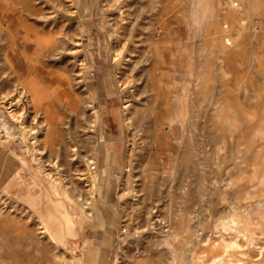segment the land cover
<instances>
[{
    "label": "rangeland",
    "instance_id": "obj_1",
    "mask_svg": "<svg viewBox=\"0 0 264 264\" xmlns=\"http://www.w3.org/2000/svg\"><path fill=\"white\" fill-rule=\"evenodd\" d=\"M6 1L0 97L52 84L60 107L40 162L3 147L0 264H213L223 251L212 246L231 243L240 248L222 264H264V224H219L249 221L264 197V0H199L201 22L193 0ZM23 95L12 109L37 130L44 109ZM88 169L96 181L83 179ZM45 172L59 174L57 188ZM94 200L102 223L87 216Z\"/></svg>",
    "mask_w": 264,
    "mask_h": 264
},
{
    "label": "bare ground",
    "instance_id": "obj_2",
    "mask_svg": "<svg viewBox=\"0 0 264 264\" xmlns=\"http://www.w3.org/2000/svg\"><path fill=\"white\" fill-rule=\"evenodd\" d=\"M1 2H3V3H6L7 1L6 0H0ZM49 1V0H48ZM228 1V0H227ZM18 2V1H17ZM26 2V1H25ZM30 2H32V1H30ZM16 3V2H15ZM17 4V3H16ZM23 3H21V5H22ZM26 4V3H25ZM39 4V3H38ZM201 3H200V1L199 0H193L192 1V9H191V14H192V19L193 20H197V18L198 17H196V12H197V8H199L201 5H200ZM228 5H227V7H229V5H232V6H234L233 4H234V2L231 0V1H229L228 3H227ZM20 5V4H19ZM20 5V6H21ZM22 7V9H23V6H21ZM115 8V7H114ZM236 8V7H235ZM24 9H25V6H24ZM123 11V10H122ZM234 11H235V9H234ZM55 16V15H54ZM46 18V17H45ZM49 18H50V16H49ZM40 19H41V17H40ZM44 19V18H43ZM56 19V18H55ZM122 19V18H121ZM46 20V19H45ZM46 21H48V20H46ZM198 22H201V21H199V20H197ZM20 22V21H19ZM22 23H20V25H21ZM52 26V25H51ZM207 28V27H206ZM226 28V27H225ZM227 29V28H226ZM212 30V29H211ZM222 30V29H221ZM224 30V29H223ZM199 35V34H198ZM61 36V35H60ZM42 35H38V40H37V42H38V45L37 46H39V48L41 47V44H40V40H42ZM39 38H41V39H39ZM43 38H44V35H43ZM116 41V40H115ZM225 42H229V39H225ZM224 42V43H225ZM42 43V42H41ZM45 44V43H44ZM79 44V43H78ZM228 44H230V43H228ZM227 44V45H228ZM63 46V45H62ZM38 48V49H39ZM66 49V48H65ZM77 50V49H76ZM62 51V50H61ZM76 53V52H75ZM34 55H35V57H37V55H38V52H37V50L35 51V53H34ZM115 56H117V57H119L118 55H115ZM116 57V58H117ZM47 58V57H46ZM75 58V57H74ZM119 59V58H118ZM117 59V60H118ZM113 65H115V66H118V63H119V61H116L115 60V58L113 59ZM81 64H79L81 67H79L80 69V73L82 72L83 73V69H84V63H83V61L82 62H80ZM121 66V65H120ZM15 74H16V72H15ZM51 75V78L52 79H60V77L56 74H54V73H51L50 74ZM80 75H82V74H79V76ZM81 77V76H80ZM29 78V77H28ZM80 80H81V78H80ZM35 83L36 82H39L38 81V79L35 77L34 78V80H33ZM81 81H83V79L81 80ZM80 81V82H81ZM20 83H22V82H20ZM20 83L17 85L18 87H19V85H20ZM31 84V83H30ZM30 84H27L26 85V87H23V88H21V89H19V91H16L17 92V95L16 96H11V97H14V98H10V95H9V98L8 97H6V96H4V97H0L1 98V101H2V104H0V109H2V111H0V115H1V119H0V125H1V127H0V129H1V131H0V140H2L4 143H8L9 145H10V143L12 144H15L21 151L24 149V151L25 152H27V154H30V153H28V152H31V154H32V156H35L36 158L34 159L33 158V160L35 161V160H37V161H39V158H37V155H38V151H40L41 152V148L39 149V146H41L42 145V135H44V133H45V131H47V132H54V134H55V131H57L58 132V128H57V126H52L49 122H51L52 120H53V113L55 112V110L57 109V108H55V106H53L54 105V103L56 104V106H58V104H59V95L58 94H56V92H55V87H53L52 86V84H49L47 87H46V91H41L39 94H36V95H34V94H32L31 92L33 91L32 90V88H31V86H30ZM33 84V83H32ZM22 86V85H21ZM15 93V92H14ZM23 94H26V97H28L27 99V101H28V103H29V105H31V106H35V104H37L36 105V107H38V105L40 104L41 105V107L40 108H42V109H44V110H42L43 111V114L42 115H38L37 114V116H35V118H37L38 116V118H41L40 116H42V118L40 119V120H42V121H40V122H38V124H37V126L38 127H36V129L37 130H33V129H30L27 125H26V123H25V121H22L23 120V118H22V116H21V114L20 113H22V112H17L16 111V109L15 110H13L12 108H14L15 107V103L16 102H19V101H21V100H19V99H23ZM51 94V95H50ZM14 95V94H13ZM48 97H51L50 99H48ZM86 97H88V96H86ZM17 99V100H16ZM38 100H39V103H38ZM125 102H126V99H125ZM1 103V102H0ZM125 104V105H124ZM123 104V109H122V111H123V113H125L126 111H127V107L129 106V103L127 102V103H124ZM62 105V104H61ZM16 106H18V105H16ZM22 107V106H21ZM60 107V106H59ZM176 110H178V109H176ZM175 110V111H176ZM6 113L8 114V120L11 122V121H15V122H17L18 123V125H19V123H20V126H19V129L20 130H18L17 131V133L18 134H16V133H13V132H11V126H9V123H8V127L6 126ZM39 113H41V112H39ZM129 113V112H128ZM54 114H56V113H54ZM97 114V111H96V109L94 108V107H92L91 108V110H90V115L92 116V117H95L96 118V115ZM72 115H74V114H72ZM127 116V115H126ZM55 117H56V115H55ZM128 117V116H127ZM123 118V117H122ZM55 119H57V118H55ZM125 119V118H124ZM126 119H128V118H126ZM35 120V119H34ZM37 121V120H36ZM57 121V120H56ZM53 122V123H58V122ZM126 121V120H125ZM12 122V123H13ZM15 122H14V125H15ZM46 122H48V124L46 123ZM123 122V121H122ZM128 122H130V121H128ZM37 123V122H36ZM46 123V124H45ZM126 123V122H125ZM126 124H128V123H126ZM184 124V123H183ZM48 125V126H47ZM34 126V125H33ZM123 127H124V125H123ZM131 127V126H130ZM15 128H16V126H15ZM128 129H130V128H128ZM132 131V130H131ZM130 132V131H129ZM3 133V134H2ZM130 134V133H129ZM4 135L6 136V137H4ZM131 135V134H130ZM17 137V138H16ZM7 138V139H6ZM10 138H14V139H17L18 141V143H16V140H15V142H14V140L13 141H11V139ZM38 146V147H37ZM67 146V145H66ZM69 146V145H68ZM71 146V145H70ZM70 148V147H69ZM73 148V147H72ZM73 150V149H72ZM70 151H71V149H70ZM37 152V154H35ZM74 152V151H73ZM22 153V152H21ZM0 155L1 156H5L6 157V150H4V148L3 147H1L0 146ZM28 156V155H27ZM26 156V157H27ZM10 158L12 159V160H15L16 161V158H14L13 156H10ZM41 158V157H40ZM41 160V159H40ZM92 161V160H91ZM40 162V161H39ZM27 164V163H26ZM38 164V163H37ZM40 164V163H39ZM93 164V163H92ZM41 165V164H40ZM42 167V166H41ZM92 167H93V165H92ZM44 168H45V166H44ZM44 168H42V170L44 169ZM29 169V168H28ZM94 169V168H93ZM102 169H104V168H102ZM52 171V170H51ZM91 171L92 170H89L88 169V171H87V173H86V178L87 179H85V178H83L84 180H86V181H88V180H90L89 182H91V181H93V180H97V178H98V175H96V174H93L94 172V170L92 171L93 173H91ZM44 172V171H43ZM46 173V172H45ZM53 173H55V174H57L56 172H53ZM105 173H107V172H105ZM104 173V174H105ZM46 178L48 179V181H49V183H50V185L53 187V188H57L58 187V185H59V182H60V180L58 181V179H57V177L56 176H58V177H60L59 176V174L58 175H56V176H53V174L51 173V172H49V173H46ZM85 176V175H84ZM97 176V177H96ZM100 176V175H99ZM61 178V177H60ZM82 179V178H81ZM62 180V179H61ZM47 181V182H48ZM85 181V182H86ZM230 183H232V182H230ZM229 183V184H230ZM96 185V184H95ZM230 185H233V184H230ZM63 186V185H62ZM88 186V185H87ZM91 186V185H90ZM60 187V186H59ZM63 189V188H62ZM59 190V189H58ZM63 190H65V189H63ZM246 190V189H245ZM246 191H248V190H246ZM245 191V192H246ZM249 191H251V190H249ZM57 192V191H56ZM64 192V191H63ZM253 192V191H252ZM254 192H256V191H254ZM253 192V194L255 195L256 193H254ZM58 193V192H57ZM91 193V192H90ZM247 193V192H246ZM239 194V193H238ZM241 194V193H240ZM243 194V193H242ZM241 197V196H240ZM243 197V196H242ZM244 199V198H243ZM3 203V202H2ZM2 203H0L1 205H2ZM1 207V206H0ZM3 207H4V205H3ZM245 208V207H244ZM243 208V209H244ZM247 208V207H246ZM0 209H2V208H0ZM3 210V209H2ZM87 210V209H86ZM250 211V212H252V214H253V216L254 217H250V219H249V221L247 222L246 220H243V221H241L240 219H238L237 220V218H236V220H235V218L234 219H231V220H229V221H227V222H222V221H225V219L224 220H220V222L221 223H219L220 224V227L226 232V231H232V233L234 232V231H236L235 229H237L236 227L237 226H246V227H248L249 225H251V224H254L255 226H257V227H261L264 223H263V218H264V197H262V198H260V199H256V200H254V201H252L250 204H249V206H248V208H247V211ZM87 211H89V209L87 210ZM91 212V211H90ZM90 212H88V214H90ZM90 216V215H89ZM235 216V215H234ZM230 217V216H229ZM228 217V218H229ZM245 217V216H244ZM227 218V219H228ZM230 219V218H229ZM38 227H39V230H40V232H39V234L40 235H42V236H44L46 239H48V241L50 240V239H52V236H51V234L49 233V231L47 230V226L46 225H44L43 223H41V222H39L38 223ZM219 229V228H218ZM221 230V229H220ZM237 232V231H236ZM226 234H228V233H226ZM244 239L245 238H247L248 236L246 235V233L243 231L242 233L240 232L239 233ZM234 235V234H233ZM254 237V236H253ZM249 239H247L248 240V242H249V245H250V247H254L255 246V242H256V240H254V239H252L251 237H248ZM256 238V237H255ZM225 241V240H224ZM222 242V241H221ZM246 242V241H245ZM224 243V242H223ZM226 244V243H225ZM246 244V243H245ZM246 246H248V245H246ZM169 247V246H168ZM234 248H240L236 243H231V244H229V245H225L224 247H222L221 245H213L212 246V249H214V250H218V249H222V254H221V256L219 255V256H215L214 257V259H213V264H222V262H223V260H225L226 258H228L229 257V253L231 252V251H233V249ZM254 249V248H253ZM235 250V249H234ZM215 252V251H214ZM221 257V258H220ZM230 264V263H229ZM231 264H234V263H232L231 262Z\"/></svg>",
    "mask_w": 264,
    "mask_h": 264
},
{
    "label": "crops",
    "instance_id": "obj_3",
    "mask_svg": "<svg viewBox=\"0 0 264 264\" xmlns=\"http://www.w3.org/2000/svg\"><path fill=\"white\" fill-rule=\"evenodd\" d=\"M85 84H86V87H87V85H88V82H87V80L85 81ZM59 105V104H58ZM70 106V105H69ZM59 107V106H58ZM93 107L96 109V111L97 112H99L98 110H97V108L93 105ZM52 123V125H54L55 123H53V122H50V124ZM54 127V126H53ZM58 128V127H57ZM11 144L8 146V145H3L2 147H4V148H6V147H8L9 149H7V150H9L10 152H11ZM22 152V151H21ZM24 154V153H23ZM14 154H12V156H13ZM17 154L15 153V157H16V162L17 163H20V164H22V163H24V161L20 158V157H17L16 156ZM102 164V163H101ZM102 166V165H101ZM100 206V204H99V202H97V200H94V202H93V205H92V212H91V216H89V215H87L89 218H93L95 221H97V222H100V223H102V222H104L105 220H106V218L108 217V213H107V210L106 209H104V208H101V207H99ZM99 208H100V210H99ZM47 226V225H46ZM47 230L49 231V229L47 228ZM49 233L51 234V236L53 237V235H52V232L51 231H49Z\"/></svg>",
    "mask_w": 264,
    "mask_h": 264
}]
</instances>
